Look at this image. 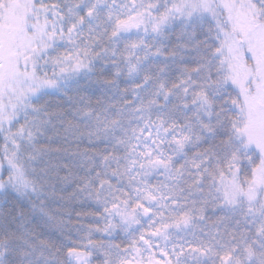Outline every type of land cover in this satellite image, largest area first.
<instances>
[{
	"label": "snow or ice",
	"instance_id": "6c2138e0",
	"mask_svg": "<svg viewBox=\"0 0 264 264\" xmlns=\"http://www.w3.org/2000/svg\"><path fill=\"white\" fill-rule=\"evenodd\" d=\"M0 264H264V0H0Z\"/></svg>",
	"mask_w": 264,
	"mask_h": 264
}]
</instances>
